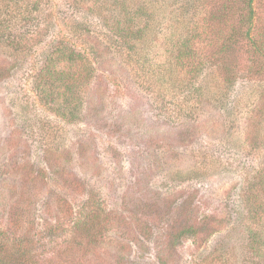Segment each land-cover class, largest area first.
I'll return each instance as SVG.
<instances>
[{"label":"rangeland","instance_id":"rangeland-1","mask_svg":"<svg viewBox=\"0 0 264 264\" xmlns=\"http://www.w3.org/2000/svg\"><path fill=\"white\" fill-rule=\"evenodd\" d=\"M74 1L0 0L1 239L39 264H264V0ZM58 39L92 70L38 83Z\"/></svg>","mask_w":264,"mask_h":264},{"label":"trees","instance_id":"trees-1","mask_svg":"<svg viewBox=\"0 0 264 264\" xmlns=\"http://www.w3.org/2000/svg\"><path fill=\"white\" fill-rule=\"evenodd\" d=\"M17 3L15 4V6L18 8L19 5ZM74 3L76 5L77 3H79V0L74 1ZM17 8H16V10H17ZM133 21H134V18L131 14H127L125 16L124 20H122V22L125 23V24H123L125 30H122L121 36L117 35L118 39L120 40V44L122 43V41L125 42L124 38L126 40L128 39L127 35L129 33H126L125 31L129 32L128 30L132 29V31H133L135 29V26L133 25ZM4 28H7V26L5 25ZM4 31L5 30H3V33H4ZM39 37L40 36L37 35V38H35V39H39ZM24 39L29 44V42H28L29 39L19 38L20 41H24ZM12 41L13 40L9 39L8 42H12ZM181 48H180V50H181ZM88 53L89 52L87 50L86 51L85 50L79 51V50H76L73 47H71L68 44L67 39H58V40L51 41L50 43H48L46 45L45 49H42L40 52L41 60H40V63L38 64V68L35 67L33 69V72L35 70H38L37 76H36V78H37L36 81L39 83V81L45 80L47 83H49L50 80H47L46 78L49 74H52L51 68L53 67L54 63L57 60H63V61H67L69 63L68 69L62 70V71H60V73H67L68 75L73 74V72L71 70L72 68L70 66V63H71L74 67L77 65H82L85 68L86 74H89L90 70H92V68L90 66H88L91 64L89 61V56H88L89 54ZM183 57H188V56L184 52H182V55L179 56V59L180 58L183 59ZM195 62H197V60ZM179 63H181V62L179 61ZM187 63L188 64L193 63L192 57L190 59L188 57ZM173 64H175V65L178 64V58L173 63L170 62V64H169L170 73H172V74H173ZM65 81H66L65 85L68 86L69 80L66 79ZM79 99H81V97H79ZM75 182H77V181L75 180ZM76 187H77V185H76ZM86 202H87V200L83 201L80 204H75V203L72 204V206H73L72 210L74 211V214H73L74 219L72 221L73 227L77 223H80L81 215L84 216L85 210H87V214L93 213V215H96L98 213V208H88V209L84 208V204ZM78 216L80 217V219L78 218ZM193 227L194 226H192L190 228L193 229ZM2 235L5 236V241H3L2 240L3 238L1 239V236H0V264H39L37 262L34 263L32 261H29V259L32 257V255L30 254L32 252L30 250H27L26 247H27V243H29L30 247H31L32 240H30V238L28 239V241L24 242L22 239L17 238L21 234L14 235L13 232H10V233L4 232ZM22 236L25 238V233ZM5 248L6 249L8 248V249L5 250Z\"/></svg>","mask_w":264,"mask_h":264}]
</instances>
